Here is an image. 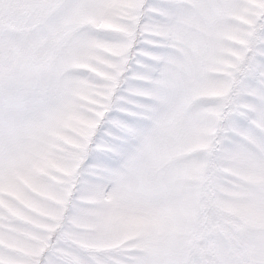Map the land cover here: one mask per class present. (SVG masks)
<instances>
[{"label":"snow or ice","instance_id":"6c2138e0","mask_svg":"<svg viewBox=\"0 0 264 264\" xmlns=\"http://www.w3.org/2000/svg\"><path fill=\"white\" fill-rule=\"evenodd\" d=\"M0 264H264V0H0Z\"/></svg>","mask_w":264,"mask_h":264}]
</instances>
